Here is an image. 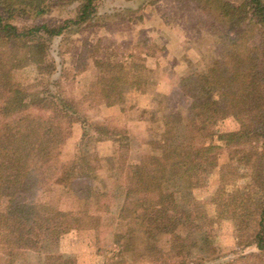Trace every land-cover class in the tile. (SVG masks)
I'll return each instance as SVG.
<instances>
[{
    "label": "rangeland",
    "instance_id": "obj_1",
    "mask_svg": "<svg viewBox=\"0 0 264 264\" xmlns=\"http://www.w3.org/2000/svg\"><path fill=\"white\" fill-rule=\"evenodd\" d=\"M243 2L96 0L90 18L69 25L58 37L42 36L46 43L0 35V86L10 84L0 88V135L23 116L47 121L42 141L50 162H41V172L31 174L21 200L100 217L97 228L43 231L33 250L12 252L0 244V264H264L253 240L259 214L255 207L250 213L245 210L264 195L261 191L255 196L251 177L258 158L254 147L264 143L257 137L264 127V96L253 98L251 110L232 108L224 118L200 124L196 142L186 140L187 120L172 133L167 126L169 116L187 119L197 105L222 101V95L234 89L230 49L235 55L243 50L253 59L261 57L264 29ZM82 3L48 0L46 14L26 15L15 24L25 30L42 25L59 29L77 20ZM227 3L239 8L237 16L224 8ZM98 60L123 65L118 85L122 101L128 96L129 103H135L140 96L136 92L152 100L132 141L122 137L110 159L101 158L96 149L104 136H114L108 127L124 119L102 112V98L90 94ZM15 89L27 96V104L35 103L30 111L15 113ZM243 128L254 133L226 140ZM166 131L168 145L174 144L179 153L191 144L212 147L206 153L213 166L177 189V208L167 220L170 232L151 252L145 231L153 219L132 214L134 204L146 203V195L134 193L128 219L120 216L128 187L138 184L137 168L163 155ZM8 201L0 199V213ZM144 208L139 207L140 214Z\"/></svg>",
    "mask_w": 264,
    "mask_h": 264
},
{
    "label": "trees",
    "instance_id": "obj_2",
    "mask_svg": "<svg viewBox=\"0 0 264 264\" xmlns=\"http://www.w3.org/2000/svg\"><path fill=\"white\" fill-rule=\"evenodd\" d=\"M96 0H83L77 20L66 21L61 28L49 27L47 25L34 26L21 29L16 20L29 16H40L46 14L50 7L48 0H0V35L7 38H29L46 43V36L51 39L62 35L69 25L83 24L91 16L92 5ZM242 7L249 8L258 24L264 29V3L262 0H244ZM224 8L237 16L238 7L231 3L225 4ZM4 14V16L2 15ZM49 41V40H48ZM234 40H230V43ZM261 57L257 60L249 55L250 52L243 51L234 54L230 49L228 57L233 60L235 69L231 75L234 89L222 95V101H211L206 104L197 105L196 113L184 119L181 115L169 116L167 122L168 132H174L176 125L186 121V140L196 142V134L201 133L200 124L212 122L226 116L230 109L241 108L251 110L253 98L262 94L264 96V38L262 40ZM244 54V55H243ZM247 61L246 63L243 61ZM253 59V60H252ZM237 62V63H236ZM97 76L90 85V94L102 98L107 107L120 104L123 94L118 85L123 81L121 71L124 72L122 64H112L107 61H96ZM117 69V73L113 71ZM4 78V76H3ZM10 84L0 86L8 88ZM11 99L15 113L28 112L35 103L27 104V96L20 90L15 89ZM29 98V97H28ZM48 107L46 101L41 100ZM264 112V111H263ZM47 121L35 116L27 115L13 122L8 131L0 135V199L7 198L8 206L4 213H0V244L9 251L33 250L37 248L39 241L35 240L43 231L55 230L57 227L64 230H79L83 228H97L100 217L89 211L64 212L56 205L36 204V202H25L20 198L22 187L27 183L31 174L42 170L41 162H50L47 156V146L42 139L44 137ZM26 128L25 132H21ZM31 131L29 133L28 129ZM44 128V129H43ZM177 130V129H176ZM262 133L257 135L264 139V127L260 128ZM167 133V131H166ZM253 129L243 128L239 133L226 136L228 142L251 137ZM163 139L162 156L150 157L142 162L138 172L140 177L138 184L130 185L127 191V200L124 204L120 219L127 220L129 208L133 202L134 193L143 197L146 195V203L134 204L132 214L136 218L153 219L145 233L149 250L159 248L158 244L163 237L167 236L170 226L167 220L173 218L170 212L177 208L176 192L181 184H187L196 179L199 172H204L213 162H208L206 152L213 149L198 143L189 145L185 152L179 153L174 144L170 143L169 134ZM256 148L257 161L252 164L253 188L258 192L264 191V143ZM47 153V154H46ZM192 184V183H190ZM144 198V197H143ZM255 204H250L245 210L250 213L251 207H255L256 215L259 214V223L255 228L254 244L264 254V195L254 199ZM148 204V207H147ZM139 207H145L143 213H139ZM126 214V216H125ZM124 215V216H123ZM128 215V216H127ZM123 220V221H124ZM40 237V236H39ZM37 245V246H36Z\"/></svg>",
    "mask_w": 264,
    "mask_h": 264
},
{
    "label": "crops",
    "instance_id": "obj_3",
    "mask_svg": "<svg viewBox=\"0 0 264 264\" xmlns=\"http://www.w3.org/2000/svg\"><path fill=\"white\" fill-rule=\"evenodd\" d=\"M136 94L140 96L138 97V100L133 104L129 103L128 96L125 94L127 96V99L126 101H122L121 104H118L113 107H107V106L103 107L102 112L104 113L107 112L106 114L107 115L109 114L110 116L119 115L123 117L124 122L121 125H112L108 127L109 130H113L111 135L114 136H110V137L104 136V138L100 140L99 144L101 145L96 149V152L101 158L110 159L114 157L116 154V150L120 148L118 147L116 149V145L119 144L121 145V138L125 137L127 138L126 139L127 143L131 142L132 139L134 138V134H133L134 130L135 132H138L137 131L138 127L136 126V124L137 123L142 125L144 124L141 121V116L146 114V112H149L148 110L151 108L152 100L149 94L141 95V93H137V92ZM143 100H145V102ZM127 104H131V105H127ZM113 126H115V128ZM113 145H115V147ZM109 148H111V150H109ZM132 157L133 155L130 152L129 159H131Z\"/></svg>",
    "mask_w": 264,
    "mask_h": 264
}]
</instances>
